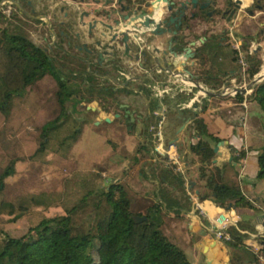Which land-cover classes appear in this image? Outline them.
<instances>
[{
	"label": "rangeland",
	"instance_id": "1",
	"mask_svg": "<svg viewBox=\"0 0 264 264\" xmlns=\"http://www.w3.org/2000/svg\"><path fill=\"white\" fill-rule=\"evenodd\" d=\"M250 3L251 0L243 1L244 6ZM9 10H11L10 16L8 15ZM263 22V10H255L251 15L245 10V7L240 11L239 18L229 22L227 25L220 19L206 22L207 30L205 31H214L211 37L213 35L222 37V41L226 42L231 56L233 49L236 51L234 66L237 70H235L234 75L231 77H229V73H226V71L220 74L216 78L220 86H217L214 90H211L213 88L206 84H202V89L197 83L198 88L193 89L196 87L194 86L191 92H178L179 87L175 85L180 83L181 77L179 75H175L178 78L175 84L170 80L167 81V74H162L159 81L171 85L173 93L176 91L175 94L181 95L180 97H188L189 99L193 94H197L194 101L196 102V99H198L197 104L200 108L203 106L202 99L207 97V92L218 94L219 99L222 100L236 98L237 101H242L244 96L233 94L231 89L233 87L244 88L246 85H252L254 77H258L256 74L252 79H249L246 71L242 70V67L247 68L248 56L253 51H256L257 57L261 59L260 75L264 74ZM18 26L25 29H22V32L26 33L27 37L30 36L31 39L44 44L36 30L37 27H33L30 22L21 19L13 8L8 7V3L1 5L0 30L3 27L15 29ZM52 26L54 27L53 24ZM224 28L226 29L225 31ZM73 29L75 30L74 27L69 29L71 34L74 33ZM43 33V30H41L40 34ZM49 33L51 35L50 30L47 34ZM186 33L182 29L179 35ZM252 36L256 37V39L251 40L250 37ZM161 38L163 40L162 46L165 49L168 36L163 35ZM77 43H81L80 38L73 39L66 52L55 49L48 53L55 64L56 76L69 78V88L76 90L77 87H80L83 95L88 97L87 91L84 90L81 72L86 65L87 68H90L91 65L93 66L97 58L94 54L88 59V62L82 60L85 54L82 50L76 49L75 45ZM87 47L92 48L91 44H87ZM116 59L121 60L118 57ZM207 60L203 61L205 64L199 63V60L196 61L192 66L195 70L190 73L191 79H193L192 77H196V75H203L201 71L208 69ZM119 63L123 67V71L128 72L127 65L121 63V61ZM147 64L151 65L148 62ZM196 66L197 68H195ZM175 71H173L175 74H179L177 70ZM111 72L112 76L116 75V72ZM101 82L118 87L121 84L120 80ZM188 87L191 86L188 85ZM227 87L229 89L226 91L225 88ZM147 88L151 93H154L153 90H155V93L157 91L156 88L153 90L149 87ZM157 88L161 89L158 85ZM56 91L57 83L55 76L46 74L35 84L26 88L24 92L12 98V105L7 115L0 111V172L10 159H16L14 173L5 179V186L3 190H0V232H6L12 236L22 235L27 226L38 217L60 214L65 208L76 203L88 190H100L109 181H119L128 197L131 198V209L133 212L145 214L151 205L162 202L161 204H156L154 208L156 211L153 218L158 223L159 229L167 240L173 242L185 252L189 260L192 261L195 256H198L201 261L199 264H205L202 252L196 249V245L193 244L190 238L191 231L188 219L178 212L171 214L165 211L171 209V204L161 190L160 193L158 192V195H152L151 193L153 190L151 191L152 184L150 181L155 180L157 176L155 163L170 162L176 159L175 164L169 163V165L174 166L176 171H179L178 167L183 168L179 157L171 156L172 158L166 157L165 159L156 149L161 143L163 146H159L161 147L159 150L161 153L166 152L169 146L168 140L174 136V131L168 130L166 126L167 114L176 108L175 104L168 102V100H172V97L167 98L164 92L160 97L162 101L160 102L161 107L156 111L162 110L164 119L162 123L163 137L158 139L156 130L151 129L150 126H156L160 116L156 114L155 110L151 114L148 96L145 97L144 94L140 93H125L124 91H120L118 93L119 107H116L110 103V98L106 95H97L95 96L96 100L88 104L85 102L80 103L79 96L81 93L77 92V96L70 98L67 102L66 110L60 115V121H65L59 128L50 133L47 149L44 152L35 154L39 145L38 141L41 138V128H48L55 124L53 118L59 112L55 96ZM248 97L249 95L247 94V99ZM125 102L129 103L132 108L143 112L139 127L135 119L131 122L124 118L123 106L120 105H124ZM207 103L214 104L217 103V100ZM105 106L108 107V111L103 110ZM205 106L207 107L208 105ZM128 122L133 124L129 125ZM241 122L244 123L245 118ZM74 128L81 129L78 139L75 142L66 140L63 143V137ZM260 128H263L262 130L264 131V123H262ZM180 142L177 143V147L179 146L182 150L190 151L187 142H183L182 140ZM259 147L257 148V154ZM173 152L174 150L170 154L172 155ZM154 156L159 159L157 162L152 160ZM177 159L179 162H177ZM144 168L148 170L146 171ZM142 170L147 173L146 176L143 175L144 177H141L140 171ZM142 183L144 186L148 184L145 187L149 191V194L147 198L143 197L140 200L137 196H140L142 192L140 189L145 188L142 187ZM259 185L264 192V179L259 181ZM175 187L178 193L176 196L182 201L183 196L179 185ZM205 192L208 194L210 190L206 189ZM137 193L140 194L138 195ZM263 195L262 199L257 198V200L264 208ZM176 196L169 197V199L173 198L174 202ZM165 202L167 205L163 206ZM9 204L14 206L15 212H18L19 204L26 206L28 209L17 220L11 221L9 220L11 219V215L7 213ZM257 211L262 212L261 209H258L254 215L257 214ZM260 223L258 227H261V234H259V230L255 229V232H252L254 235L251 236V239L256 240V243L252 246L250 244L251 241H249L248 245L261 256L258 264H264V227L262 228ZM211 237L216 239L214 234ZM220 243L224 245L223 242L220 241ZM213 247L214 252L217 254V259H220V264H222V259L225 260V264H231L230 252L226 250V246L225 250H221L222 252L219 255L220 247ZM239 253V251H232L233 256ZM248 260L250 261L251 257L246 255V258L243 259L244 262L236 259L234 264H253L248 263Z\"/></svg>",
	"mask_w": 264,
	"mask_h": 264
},
{
	"label": "trees",
	"instance_id": "2",
	"mask_svg": "<svg viewBox=\"0 0 264 264\" xmlns=\"http://www.w3.org/2000/svg\"><path fill=\"white\" fill-rule=\"evenodd\" d=\"M250 39L254 40L256 37L252 36ZM235 52L233 49L232 65L226 71L229 77L237 70L234 66ZM197 53H201V47L197 48ZM256 54V51H253L247 59L246 73L249 79L259 72L261 59ZM119 62L118 59H111L99 63L97 59L90 68H87V65L84 67L81 74L84 90L89 95L85 97L80 87L76 90L69 88V78L56 76L55 64L41 46L21 34L5 37L0 40V111L7 115L14 96L24 92L46 74L55 76L57 83L55 96L59 112L53 118L55 124L48 128H41V138L35 154L44 152L49 144L50 133L65 121H60V115L66 110L67 102L72 96H77V92L81 93L80 103L88 104L96 100L95 96L106 95L110 98V103L119 107L118 93L125 92L126 89L117 87L114 90V85L101 82H107L110 77H113L114 81L120 80L124 86L128 85L129 81L125 75L120 76V71L124 69ZM111 71L116 72V75L112 76ZM218 76H212L207 70L206 76L192 77L191 80L199 82V78H202L203 82L214 90L220 86L216 81ZM144 79V83L150 81L147 78ZM251 88L252 92L248 99L258 104L264 117V78L254 82ZM145 90L148 93L149 109L152 114L162 101L146 86ZM182 100L187 101L188 97ZM103 110L108 111V107L105 106ZM192 123L198 138L191 142L188 148L199 157L200 163L211 165L214 169V173L210 175L211 180L207 182L210 192L199 194L198 198L210 199L225 210H258V207L243 194L235 166L245 152L231 148V159L224 160L220 167L216 166L212 162L215 158L213 149L222 138L208 132L203 119L198 114L192 119ZM128 124L133 123L128 122ZM80 133V128H74L63 137L62 142L66 140L75 142ZM176 135L174 134L173 137ZM15 163L16 159H10L0 172V190H3L5 186V179L14 173ZM257 164L256 179H264V131L262 143L258 149ZM175 176L179 186L184 189L182 176L180 174ZM155 206L156 204L151 205L145 214L133 212L131 198L128 197L121 183L109 181L100 190H88L62 213L38 217L27 226L22 235L12 236L6 232H0V264H192L185 252L167 240L159 229L158 223L153 218ZM27 209L26 206L19 204L18 212H15L14 206L9 204L7 209V213L11 215L9 220H17ZM196 212L201 222L206 224V219L199 214L198 210ZM133 215H144L146 219L136 223ZM240 230L255 232L254 223L247 224L239 220L235 225L226 228L230 239L223 243L226 250L230 252L231 264H234L236 259L244 262L246 255L251 257L248 263L258 264L257 251L245 243L246 233ZM232 251L240 253L233 256Z\"/></svg>",
	"mask_w": 264,
	"mask_h": 264
},
{
	"label": "crops",
	"instance_id": "3",
	"mask_svg": "<svg viewBox=\"0 0 264 264\" xmlns=\"http://www.w3.org/2000/svg\"><path fill=\"white\" fill-rule=\"evenodd\" d=\"M48 1L52 4L49 7V10L51 11L52 7L57 5V2L54 1L53 3L52 0ZM102 5V0H76L75 7H77L79 11H86L87 14L81 17L78 22L75 23L72 21V23L73 27L75 28L74 32H76L81 39V43H77L75 45L76 49L80 51L83 50L84 47L87 46V44H91L96 52L102 53L100 57L101 62H107L111 60L113 50L120 51L124 49V45H121V41L127 37H125L124 33H122V30H124L127 22H120L119 26H117L116 28H106L110 24V20L99 15L97 12V10L102 7ZM62 16L64 18H60L58 20L60 22L65 21L64 25L66 26V12H63ZM42 18L43 20L47 21L48 25L50 24V18L48 15H44L42 16ZM90 22L92 23L91 27L88 26ZM190 23L191 28L185 30L187 32L185 34L186 39L187 41L196 40L197 47H201L199 63L202 64L205 59H208V69H202L203 71H201V73H203V76H206L207 70L210 74H212V76L220 75L227 71L228 68L231 67L232 63L231 53L226 42L222 41V37L214 35L213 37H211L212 32L214 31L206 32L205 30H207V24L200 21L198 18L191 20ZM66 28H64V34L71 35L70 31L68 30L69 28ZM89 28H91V30H89ZM113 35H115L114 40L112 39ZM52 37V34H48L47 40H50V38ZM150 37L152 36H149V38ZM150 39H152L151 47L155 46L157 48L156 49L154 47L155 52L153 53L155 63H152L151 65L147 63L145 65H136L135 63H130L129 65H127L128 72L120 71L121 75H125V78L129 81L128 85L124 86V84H120L119 87H124L126 89L125 93H140L144 94V96L147 97L148 94L145 90L144 85L146 83H151L154 86V89L157 88V85L158 87L163 89L164 95L167 96V98L172 97V100H168V102H172L173 104H175L176 108L167 114L168 118L166 120V126L168 130H172L174 131V134H177L175 137H172L168 140V143L169 141H174V143L172 144L173 149H169L168 146L170 153L172 152V150H174V152L172 153V155L170 154L165 156L166 152L161 153V151L159 150L161 148L159 146L162 145L161 143L158 147H156V149L165 159L166 157L172 158L173 156H177V158L179 157L180 159V163L183 164V168L178 167L179 171H176L174 166L172 167L171 165H169V163L175 164L176 159L170 162L164 161L162 163H158L157 160L159 159L154 156L152 160L154 162H157L155 163L157 167V176L155 180L150 181L152 184L151 191L153 190L151 193L152 195H158V192L160 193L161 190L165 198L170 201L171 204V209L165 211L171 214L178 212L188 219L189 228L191 231L190 238L192 239L193 244L196 245V249L202 252L205 264H220V259H217L218 257L213 250V246L220 247V251L218 252L219 255V253L221 254L222 252L221 250H225V245H222L220 241H217L216 239H213L211 237L213 231L222 224H225L226 227L235 225L239 220H242L247 224L254 223V228L258 230V224L260 222L263 223L264 220V208L257 200V198L262 199V195L264 194V192L262 188L259 187L260 180L256 179V173L258 170L257 148L262 143L263 128H260V126H262V123H264V117L258 104L254 101H249V99L246 100V106H244L242 102L243 100L237 101L236 98L222 100L219 99L218 94L216 93H214L213 95L207 94V97L202 99L203 105H208L204 108L203 106L201 108L199 107V105L197 104L198 99H196V102L194 101V98L195 96H197V94H193V96H191L187 101H183L182 99H184V97H180L181 95H176V91H174L173 93V88L171 87V85H168L167 83H161L159 81L162 74H167V81L170 80L173 84L178 81V78H176L175 76V70H177L178 73L182 75V79L180 78V83L175 85L179 87L177 90L178 92H191L194 86L196 87H194L193 89L198 88V86H200V88L202 87L203 89L202 84L205 85V83L203 82L202 78H199V82H194L193 80H191L190 73L195 70L193 69V67L189 68V73L185 72L179 65H169V62L174 61L175 58H167V55L163 53L165 49L162 46L163 40L161 36L153 37ZM32 40L35 44L42 45L35 39ZM53 40L55 39L53 38ZM62 45L64 47L66 46V40L63 39ZM155 65H157V67L153 69V77L155 81H146V83H144L143 79L150 74L149 72ZM195 68H197V66ZM166 69H169L171 73L165 71ZM196 77H198V75H196ZM109 81L113 82V77H110ZM185 81H191L194 85L188 87ZM197 83L198 86L196 85ZM117 87L118 86L114 85L113 89L116 90ZM153 91L155 93V90ZM212 100H217V103H207L212 102ZM193 103L196 104L193 105ZM122 108L124 111V118L128 119L129 121V116L125 114L127 113V111L128 113H132L135 122L139 127V118L142 119L143 112L132 108L129 103L126 102ZM196 114H198V116L203 119L208 132L222 138V144L218 147L217 152H215V161H213L214 159L212 160L213 164L220 167L224 160H230L231 148L243 150L245 152L244 156L235 163L236 169L238 171V178L240 179L241 189L243 194L255 206H257L258 209H261L262 212L257 211V214L254 215V213L256 212V210L254 209L225 210L222 207L217 206L210 199L200 200L198 198L199 194H206L205 191L206 189L208 190L207 182L211 180L210 175L212 172L214 173V169L211 165L200 163L196 154L191 153L187 150H182L179 146H176L177 143L181 140L190 144L198 138V136L195 135L196 132L192 123V119L196 116ZM243 118H245L244 123L241 122ZM225 141L227 143H225ZM177 162H179L178 159ZM144 169L146 171L148 170L146 168ZM140 173L141 177L147 175V173L143 170L140 171ZM175 174H180V176H182L184 180V189L179 186V189L183 196L182 201L178 198V196H176V194L178 193L175 186H178L179 184ZM141 185L142 187H145L148 184L144 186V184L142 183ZM204 189L205 191H203ZM140 190H142L141 194H143L141 195L139 193L140 196H137V198H139L140 200H142L143 197L147 198L149 191H147L146 187L141 188ZM173 196H176V198H174L175 203L173 202V198L169 199V197ZM161 203L162 202H157L156 204ZM166 205V202L163 203V206ZM182 206L183 208H181ZM196 210H198L200 214L206 219V224H203V222H201ZM240 231L242 233H246L245 242L249 244L248 242L251 241L250 244L254 246L256 240L251 239V236H253L254 234L248 232L247 230ZM195 238H197L196 242H194ZM190 262L192 264H199L201 261L198 256H195L192 261L190 260ZM222 264H225L224 259H222Z\"/></svg>",
	"mask_w": 264,
	"mask_h": 264
},
{
	"label": "flooded vegetation",
	"instance_id": "4",
	"mask_svg": "<svg viewBox=\"0 0 264 264\" xmlns=\"http://www.w3.org/2000/svg\"><path fill=\"white\" fill-rule=\"evenodd\" d=\"M54 1L57 2V5L52 7L51 12L49 7L52 4L48 0H0V2H3L4 4L8 3V7L13 8L15 13L21 19L30 22L33 27H37L36 30L38 31L39 36L44 43L39 46H41L46 52L55 49H60L62 52H66V49H68L70 46L71 41L73 39H78L79 35L76 32L72 33L71 35H65L64 28H72V21L75 23L78 22V20L84 16V11H68L65 6L58 4L57 0H52L53 3ZM146 1L147 0H102L103 5L97 10V12L99 15L110 20V24L106 28H116L119 26L120 22H127V20H125L126 15H137L142 11H147L148 6ZM243 1L244 0H200V2L194 8L190 5L189 10L187 11V18L182 19L181 23H179V18L170 20L169 15L165 16V23L163 26H166L171 30V32L168 34L166 47L169 45L174 47L176 45L177 38H179V33L182 31V29H190V21L195 18H198L204 23L212 21L213 19H220L227 25L234 19L239 18L240 11L243 7H245V10L251 15L255 10L264 11V0H251V3L246 6L243 5ZM259 6H261V9L257 8ZM131 9H136V11L131 13ZM63 12H66V26L64 25L65 21L60 22L58 20L60 18H64L62 16ZM10 13L11 10H9V16ZM191 13H194L193 18H190ZM44 15L49 16V25L47 21L43 20L42 16ZM262 24L264 27V22ZM22 29L24 28L19 26L15 29L3 27L0 30V40H3L5 37H13L18 34L27 37V34L22 32ZM41 30H43V34H40ZM49 30L53 37L50 38V40H47V33ZM89 30H91V28H89ZM225 30L226 29L224 28V31ZM122 33H124V35L127 34L135 36L137 42L130 40L128 37L124 38V40L121 41V45H124V49L120 51L113 50L111 59L115 60L118 57L121 59V63L126 65H129L130 63H135L136 65L147 63L149 60V55H143L148 47L146 43L147 31L144 29L143 24L141 22H127L124 30H122ZM27 38L32 40L30 36ZM53 38L55 40H53ZM63 39L66 40V48L62 45ZM82 51L85 54V57L82 60L85 62H88V59L95 54V57L99 60V63H101L100 57L98 56L99 52H96L94 47L89 48L85 46Z\"/></svg>",
	"mask_w": 264,
	"mask_h": 264
},
{
	"label": "water",
	"instance_id": "5",
	"mask_svg": "<svg viewBox=\"0 0 264 264\" xmlns=\"http://www.w3.org/2000/svg\"><path fill=\"white\" fill-rule=\"evenodd\" d=\"M58 4L65 6L68 11L75 12L78 10L77 7H75L76 0H57ZM200 0H147L146 4L148 6V10L142 11L137 15H126L125 20L129 23L134 22H141L144 26V29L147 31L148 36L146 43L148 45L146 52L143 53V55H149L148 63L152 64L155 63V58L153 57V53L155 52V46L151 47L152 39L153 37H162L163 35L168 36V34L171 32L169 28L166 26H163L165 23V16L169 15L170 20H174L175 18H179V23H181L182 19L187 18V11L190 8V5L194 8ZM261 9V6L257 7ZM136 9H131V13H134ZM87 14L86 11H84V15ZM194 17V13L190 14V18ZM89 27L92 26V23L90 22L88 24ZM149 36H152L149 38ZM125 37H128L130 40H133L134 42H137V39L135 36H128L127 34ZM112 39H115V35L112 36ZM122 44V42H121ZM155 47V48H154ZM197 41L191 40L187 41L185 34L179 35V38H177L176 45L173 47L169 45L165 48L164 52L167 55V58L172 57L175 58L174 61L169 62V65H179L183 68L185 72H189V68H191L197 60H199L200 54L197 53ZM157 49V48H156ZM102 53L100 52L98 54L99 57H101ZM157 65L153 66L150 74L146 77L150 81H155L153 77V69H155ZM162 70V69H160ZM165 71L171 73L169 69H166ZM264 76L258 77L253 79L252 83L256 81H260ZM146 87H149L150 89H154V86L150 84H145ZM208 95H213L212 92H207ZM120 106H124L121 104ZM125 115L129 116V121H133L134 117L132 113H127ZM107 120L109 118L106 117ZM141 121L142 119L139 118ZM174 141H169V145H172ZM224 143V142H223ZM225 143H227L225 141ZM222 144V141H219L216 146L214 147V152H217L218 147ZM167 156V153L165 154ZM215 161V159L213 160ZM263 216V215H262ZM133 220L138 223L141 221H144L146 217L144 215H133ZM264 223V220H263ZM197 238L194 239V242H196Z\"/></svg>",
	"mask_w": 264,
	"mask_h": 264
},
{
	"label": "built area",
	"instance_id": "6",
	"mask_svg": "<svg viewBox=\"0 0 264 264\" xmlns=\"http://www.w3.org/2000/svg\"><path fill=\"white\" fill-rule=\"evenodd\" d=\"M1 5H4V3L3 2H0V8H1ZM130 36V35H129ZM245 65V64H244ZM242 70L245 72L246 71V69H245V67H242ZM257 74V76L258 77H261V76H264V74L263 75H260V71L258 72V73H256ZM255 74V75H256ZM175 75H179L181 78H182V75H180V74H175ZM254 75V76H255ZM257 77V78H258ZM256 77H254V79H255ZM188 85H190V86H192V85H194L191 81H185ZM229 88L227 87V88H225V90L227 91ZM156 96L158 97V99H160V97L162 96V93L164 92V90L163 89H159V88H156ZM231 91H232V93L233 94H239V95H241V96H244V98L242 99L243 101V104H244V106H246V100H247V94L248 95H250V93L252 92V88H251V85H246V87H244V88H241V87H233L232 89H231ZM161 105V104H160ZM158 106V108L156 109V110H158V109H160V107L161 106ZM155 110V111H156ZM156 114H158V116H160V119L158 120V122H157V125L156 126H150V128L151 129H155L156 130V135H157V137H158V139H161L162 137H163V135H162V123H163V119H164V115H163V112H162V110H159L158 112L156 111ZM173 147V145H169V149L170 148H172ZM167 150L166 151V153L168 154V155H170V150ZM260 226H262V228L264 227V223H260ZM226 226H225V224H222L221 226H218L214 231H213V234H214V236H215V238H216V240H218V241H221V242H224V241H226V240H229L230 239V235H229V233L226 231ZM259 228V227H258ZM261 228V227H260ZM258 229L259 231V234H261V232H262V230L261 229ZM258 257H259V259H260V255H258Z\"/></svg>",
	"mask_w": 264,
	"mask_h": 264
},
{
	"label": "bare ground",
	"instance_id": "7",
	"mask_svg": "<svg viewBox=\"0 0 264 264\" xmlns=\"http://www.w3.org/2000/svg\"><path fill=\"white\" fill-rule=\"evenodd\" d=\"M264 65V64H263ZM263 65H262V67H263ZM262 69V68H261ZM261 73V72H260Z\"/></svg>",
	"mask_w": 264,
	"mask_h": 264
}]
</instances>
